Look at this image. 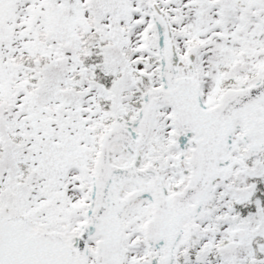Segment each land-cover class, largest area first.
Here are the masks:
<instances>
[{"label":"snow or ice","instance_id":"1","mask_svg":"<svg viewBox=\"0 0 264 264\" xmlns=\"http://www.w3.org/2000/svg\"><path fill=\"white\" fill-rule=\"evenodd\" d=\"M0 264H264V0H0Z\"/></svg>","mask_w":264,"mask_h":264}]
</instances>
